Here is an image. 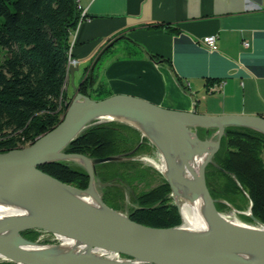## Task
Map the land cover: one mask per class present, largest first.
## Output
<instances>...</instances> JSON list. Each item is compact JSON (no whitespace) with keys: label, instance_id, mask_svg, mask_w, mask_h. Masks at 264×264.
<instances>
[{"label":"water","instance_id":"obj_1","mask_svg":"<svg viewBox=\"0 0 264 264\" xmlns=\"http://www.w3.org/2000/svg\"><path fill=\"white\" fill-rule=\"evenodd\" d=\"M99 58L100 55L91 67V75ZM76 69L77 66H70L71 77ZM72 85L75 95L70 102L65 103V113L55 127L39 135L25 147L0 153V199L11 196L23 199L38 213L0 224V252L22 264H264V223L257 218V226L224 219L217 210L215 199L206 183V167L220 147L225 128L229 125L244 126L264 134L263 116L206 115L166 108L127 94H112L94 99L79 92L73 81ZM105 117L124 120L131 125L138 123L140 127L133 126L155 144L169 168L176 163L173 154L176 156L178 151L187 152L191 156L195 142L201 143L202 150L207 145L210 146L200 171L199 189L209 211L216 215L212 230L182 232L176 230L175 226L156 227L138 223L127 215L125 219L117 220L98 213L79 197L90 188H94L96 192L95 165L118 157L111 155L90 158L64 150L91 121ZM191 127L216 128L217 139L202 140L190 130ZM189 133L190 137H187ZM57 160L82 163L89 175L88 188L74 187L39 169L41 164ZM167 177L171 188L173 180L183 181L177 171ZM97 196L108 207L98 194ZM12 228L18 239H13L11 234L5 235ZM27 229L60 232L89 247L121 254L130 259L112 260L102 256L92 257L91 262H88L79 255L40 254L22 248L24 245L38 244L21 235ZM240 254L248 257H241Z\"/></svg>","mask_w":264,"mask_h":264},{"label":"crops","instance_id":"obj_2","mask_svg":"<svg viewBox=\"0 0 264 264\" xmlns=\"http://www.w3.org/2000/svg\"><path fill=\"white\" fill-rule=\"evenodd\" d=\"M78 1L87 18L69 34L78 65L66 93L100 55L94 90L206 115L264 117V0ZM207 35H216L213 47L202 42Z\"/></svg>","mask_w":264,"mask_h":264},{"label":"trees","instance_id":"obj_3","mask_svg":"<svg viewBox=\"0 0 264 264\" xmlns=\"http://www.w3.org/2000/svg\"><path fill=\"white\" fill-rule=\"evenodd\" d=\"M79 17L77 0H0V153L31 144L61 121L65 103L70 102L65 91L69 34ZM90 68L82 76L78 91L95 99L108 96L99 90L101 87L93 89L97 74L94 69L91 75ZM91 91L98 96L93 97ZM120 128L114 122L91 124L68 144L66 151L91 158L125 154L130 148L122 147L125 143ZM226 133L206 167L209 191L213 198L229 202L238 194L245 195L253 216L264 223V134L234 125L227 126ZM124 163L96 164L97 180H119L124 176L121 170ZM39 168L79 188L87 187L89 181L87 171L73 161H53ZM159 188L163 194L170 190L168 183H161L146 197L157 200ZM224 206L216 202L217 209ZM153 210L160 216L158 221L145 215L135 216V220L160 227L177 226L182 221L177 210L170 206Z\"/></svg>","mask_w":264,"mask_h":264},{"label":"rangeland","instance_id":"obj_4","mask_svg":"<svg viewBox=\"0 0 264 264\" xmlns=\"http://www.w3.org/2000/svg\"><path fill=\"white\" fill-rule=\"evenodd\" d=\"M0 59H1V54H0ZM83 66L84 65L82 64L81 68ZM81 71L82 70L76 72V80H78V76H79V73H81ZM68 82L69 81H67L66 86L69 85ZM68 91L69 92L67 93L69 94L70 100H71L74 97L75 93L72 92L70 88H68ZM96 93L97 92L95 91H91V95L93 97L98 96V94ZM98 93H100V91ZM101 122H114V123L119 124L121 127L120 131L122 133L121 135L122 142L125 143L123 144L122 147L130 148V150L128 149V151L125 154L115 155L118 158L116 160H112V161L126 162L124 163L125 165L121 169L124 176L121 177L119 180H112V181H107V182H101L97 180L96 178L97 171L95 167V179H94L95 189H96L97 194L102 199V201L109 208L115 211H118L124 215H127L130 219H132L135 222H138L135 220V216L139 217L141 215H145L148 218L149 217L156 218L158 221L160 216L157 214L158 212L153 209L156 207L159 208L161 206H164V207L170 206L171 208H175L177 212L179 213L180 220H181L182 216L180 215V211L175 202L172 188L169 182L167 181L166 177L164 176L163 172L160 170L158 166V164L160 165L162 162L160 160V151L155 146V144L147 136L143 135L139 129H137L136 127H134L133 125L129 124L128 122L124 120H118V119L108 120V119L101 118V119H95L91 121V123L88 126L94 123H101ZM190 130L194 131L197 134V136L202 140H206V139L209 140L210 137H212L213 140L217 139V135H214V132L217 131L216 128L191 127ZM226 135L227 133H226V128H225L224 133L220 139V146H221L223 139L226 138ZM136 149L138 150L136 154H132V152ZM64 151L67 152L66 149ZM70 153H77V152H70ZM108 156H111V155H108ZM263 158H264V151H263ZM57 161H62V160H57ZM64 161H73L75 165L81 166L86 170L85 166L78 161H75V160H64ZM161 183H168L170 190L168 191L167 194L161 193L163 189L159 188L158 189L159 193L157 192V194H160L158 195L160 197L157 200L154 201V199L146 197L149 195L148 194L149 192H152L154 189L158 188ZM70 185L77 187L73 184H70ZM88 186H89V181H88L87 187L80 188V189H86L88 188ZM214 199H215V205H216V202H220L225 205L224 207H221L220 209H217V210L229 220L238 221L242 224H247V225L258 224L256 221L257 219L254 218L251 212V203L245 195L238 194L234 198L233 202L226 201L222 198H214ZM139 209L144 210L146 213H144L143 211ZM138 223H141V222H138ZM145 225H148V224H145ZM150 226H154V225H150ZM155 226L160 227L157 225ZM21 235L24 238L32 242L38 243V244H43V245H46V244L59 245L60 244V241L56 238L53 232L51 233V232H47V231L39 230V229H27V230L22 231ZM118 256L119 258H122V259L128 258L121 254H119ZM0 264H17V262H14L7 258L0 257Z\"/></svg>","mask_w":264,"mask_h":264},{"label":"bare ground","instance_id":"obj_5","mask_svg":"<svg viewBox=\"0 0 264 264\" xmlns=\"http://www.w3.org/2000/svg\"><path fill=\"white\" fill-rule=\"evenodd\" d=\"M69 68H70V60L68 63V70L66 75V83L69 78ZM66 87V86H65ZM102 119H114V118H102ZM132 123V122H130ZM133 125H138V123L134 122ZM142 128V127H141ZM192 132V131H191ZM147 133V132H146ZM216 133V134H215ZM191 134H194L192 132ZM214 135H218L215 131ZM190 137V133L187 137ZM210 141L213 140L212 137L209 138ZM195 145L192 147V154L189 156L187 152L178 151L176 156H173L176 159V163L174 166L169 168L167 165L163 154L160 152V160L161 164L159 166L160 170L163 172L164 176L174 175L177 171L178 176L182 177L183 181L175 182L173 180V196L175 198V202L178 206L180 214L182 216V223L180 225L175 226V229L182 232H202L213 229V220L214 216L216 219V215L205 204L204 197L199 189V181L201 176V168L208 156V148L210 146H206L205 149L202 150L201 143L195 142ZM169 178V177H167ZM172 178V177H171ZM173 179V178H172ZM185 182V183H184ZM83 201H85L88 205H90L94 210L98 213L114 218V219H125V215L119 212H114L108 207L104 206L98 199V196L94 190V188H90L89 190L82 192L79 196ZM37 215L36 209L32 207L28 202L23 199L16 197H5L0 199V224L5 223L10 219L18 218V217H27L31 215ZM222 215V214H221ZM224 219H228L222 215ZM229 220V219H228ZM232 221V220H230ZM235 223H240L238 221H233ZM251 225V226H257ZM12 228V231H6L5 235L12 236L13 239H18L16 237L17 234ZM56 238L60 241L59 245H51V244H29L24 245L22 248H25L30 251H34L40 254L49 255V256H74L79 255L84 257V259L88 262H91V258H101L102 256L110 258L112 260H122L119 258L117 253L112 252H104L102 250H98L93 247H89L87 244L78 241L74 238L68 237L65 234L60 232H53ZM9 246H12V241H10ZM241 257H248L246 254H240ZM1 258H7L4 253L0 252ZM12 260V259H10ZM132 263L134 261H131ZM17 264H22L18 263Z\"/></svg>","mask_w":264,"mask_h":264},{"label":"built area","instance_id":"obj_6","mask_svg":"<svg viewBox=\"0 0 264 264\" xmlns=\"http://www.w3.org/2000/svg\"><path fill=\"white\" fill-rule=\"evenodd\" d=\"M78 9L80 10L79 21L86 19L87 18L86 9L79 3V1H78ZM215 40H216V35H207L202 38V42L210 47L214 46ZM69 50H70V66H73V67L77 66L78 60L72 57V44H69Z\"/></svg>","mask_w":264,"mask_h":264}]
</instances>
